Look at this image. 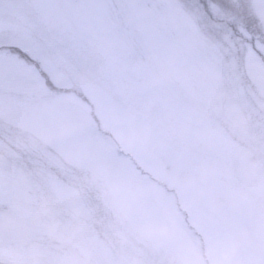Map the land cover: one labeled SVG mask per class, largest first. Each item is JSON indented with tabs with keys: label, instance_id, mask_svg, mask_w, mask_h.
<instances>
[{
	"label": "rangeland",
	"instance_id": "rangeland-1",
	"mask_svg": "<svg viewBox=\"0 0 264 264\" xmlns=\"http://www.w3.org/2000/svg\"><path fill=\"white\" fill-rule=\"evenodd\" d=\"M178 2L0 0V42L67 77L84 122L94 119L108 143L174 161L152 185L180 186V208L207 205L238 222L208 237L187 235L170 219L129 225L120 175L82 167L78 150L38 160L46 138L0 117V264H264L257 121L186 62L209 42ZM228 4L264 28V0Z\"/></svg>",
	"mask_w": 264,
	"mask_h": 264
},
{
	"label": "snow or ice",
	"instance_id": "snow-or-ice-1",
	"mask_svg": "<svg viewBox=\"0 0 264 264\" xmlns=\"http://www.w3.org/2000/svg\"><path fill=\"white\" fill-rule=\"evenodd\" d=\"M174 7L191 18L209 42L197 43L186 62L204 68L217 93L255 117L257 131L253 136L264 146V28L224 0H179ZM81 103L62 73H54L37 55L19 45L0 42V117L16 119L46 138L44 147L37 149L38 160L78 150L85 154L82 167L104 166L120 175L126 193L124 213L132 226L170 219L187 235L208 237L224 223L238 222V216L207 205L180 208L177 200L185 199L180 186L168 182L167 188L156 189L152 185L174 161L108 143L94 119L84 122Z\"/></svg>",
	"mask_w": 264,
	"mask_h": 264
},
{
	"label": "trees",
	"instance_id": "trees-1",
	"mask_svg": "<svg viewBox=\"0 0 264 264\" xmlns=\"http://www.w3.org/2000/svg\"><path fill=\"white\" fill-rule=\"evenodd\" d=\"M224 2L228 3V0H224ZM247 14L250 16L251 19H254L256 21L257 26L261 28V24H259L260 21L258 20V18L257 17H254L251 12H249Z\"/></svg>",
	"mask_w": 264,
	"mask_h": 264
}]
</instances>
